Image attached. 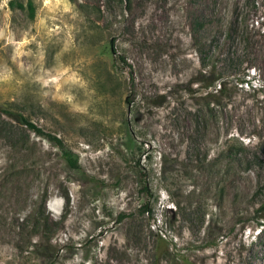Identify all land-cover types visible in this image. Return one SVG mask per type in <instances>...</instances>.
<instances>
[{"label":"rangeland","instance_id":"374dc122","mask_svg":"<svg viewBox=\"0 0 264 264\" xmlns=\"http://www.w3.org/2000/svg\"><path fill=\"white\" fill-rule=\"evenodd\" d=\"M112 1L0 0V107L27 116L78 161L70 169L33 133L18 149L17 134L0 126V218L43 208L59 264H149L158 237L177 264L180 256L264 264V210L253 212L264 204V0ZM193 36L205 51L218 47L234 93L219 135L206 139L176 105L197 68ZM160 95L163 107L150 106ZM226 137L249 142L261 165L243 170L222 200L195 194L179 166L163 193L161 154L180 161L189 144L215 148ZM8 234L0 228V264H31ZM215 237V247L204 245Z\"/></svg>","mask_w":264,"mask_h":264},{"label":"trees","instance_id":"16d2710c","mask_svg":"<svg viewBox=\"0 0 264 264\" xmlns=\"http://www.w3.org/2000/svg\"><path fill=\"white\" fill-rule=\"evenodd\" d=\"M117 1L123 4V0ZM28 12L30 17H32L33 9L30 4H28ZM190 39L191 44L194 46L197 68L193 71L188 85L183 88L182 93L185 96L182 97L186 98L176 102V105H178L177 103L184 105L193 123V132L200 136V138L206 139L207 135L212 133L215 136L219 135L220 127L218 123H220V116L224 115L226 108L234 97V93L228 87L229 83L219 68L220 54L218 47L211 46L210 50L205 51V46L196 40L194 36L190 37ZM233 64L234 60L232 59L228 68L232 67ZM237 83L240 86H247L245 80H238ZM131 101L133 100L131 99ZM165 103V97L160 95L159 101L150 103V106L160 108ZM172 110H174V106L169 107L167 112L170 113ZM0 126L6 134H17L15 147H18V149H22L29 144V134L33 133L36 137L45 139L47 142L53 144L60 151L63 161L70 169L76 170L78 168L76 156L64 147L60 139L45 133L27 116L15 109L0 107ZM248 143L244 144L234 137H226L224 143L215 148L206 145L192 147L189 144L192 154L183 156V159L180 161L177 156L161 154L158 176L163 193L167 197L171 195L170 187L173 186V180L171 181V179L174 177L176 167L179 166L181 174H183L187 181H190L192 187L194 186L195 190L193 191L195 194L213 199L217 197L222 200L229 188L228 185L231 183L235 185L242 179L243 170L248 171L254 165H261L262 163L260 155H257L255 152L249 153L251 146H248ZM217 176H219L217 178L218 181L214 182ZM16 179H18V176H16ZM145 191L147 192V190ZM259 191L256 190L247 195L246 199L249 201L248 203H252V205L255 203V200L261 194ZM263 210L264 204H259L253 212L257 214ZM142 213L149 214V210L143 208ZM43 215L44 211L41 208L39 212L30 213L32 220L29 218V212L13 219L0 218V228L9 230L10 234H8V237H11L10 243L15 242L17 246L22 245L20 249H23L25 246L27 247L29 258L32 259L30 261L31 264H59V249L52 244L50 227L47 218ZM259 218L264 220V214L259 216ZM200 223L201 226L204 225V220ZM256 225L257 227L260 226V222H257ZM207 228L208 225L202 229L205 238L211 235H205ZM219 241L215 237L213 240L205 241L204 245L206 247H215ZM156 244H161L162 246L155 248L152 261L149 264H177L174 261V257L171 256L168 250L169 246L164 239L158 237ZM180 260L184 264H191L181 256Z\"/></svg>","mask_w":264,"mask_h":264}]
</instances>
